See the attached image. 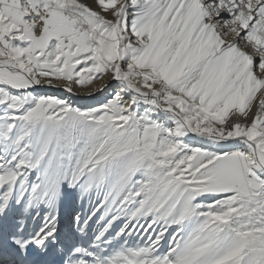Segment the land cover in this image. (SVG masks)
<instances>
[{"label": "snow or ice", "instance_id": "1", "mask_svg": "<svg viewBox=\"0 0 264 264\" xmlns=\"http://www.w3.org/2000/svg\"><path fill=\"white\" fill-rule=\"evenodd\" d=\"M0 264H264V0H0Z\"/></svg>", "mask_w": 264, "mask_h": 264}, {"label": "bare ground", "instance_id": "2", "mask_svg": "<svg viewBox=\"0 0 264 264\" xmlns=\"http://www.w3.org/2000/svg\"><path fill=\"white\" fill-rule=\"evenodd\" d=\"M89 2H90V0H89ZM48 94L57 95V96H60L63 98L68 97V94L66 92H63L62 90H59V89H51V90H49ZM97 96H100V94L98 93ZM72 101L75 105L81 106V107H86L88 105H95L97 102L95 99H92V98H90L88 96H84V95L73 97Z\"/></svg>", "mask_w": 264, "mask_h": 264}]
</instances>
